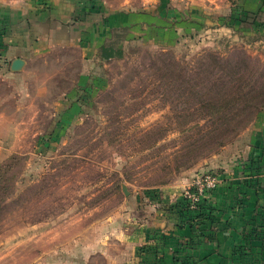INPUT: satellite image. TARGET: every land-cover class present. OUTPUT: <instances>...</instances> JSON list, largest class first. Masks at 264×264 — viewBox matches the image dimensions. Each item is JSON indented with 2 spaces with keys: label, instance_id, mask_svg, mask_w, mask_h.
Masks as SVG:
<instances>
[{
  "label": "rangeland",
  "instance_id": "374dc122",
  "mask_svg": "<svg viewBox=\"0 0 264 264\" xmlns=\"http://www.w3.org/2000/svg\"><path fill=\"white\" fill-rule=\"evenodd\" d=\"M102 2L175 30L88 56L76 32L0 75V264L114 256L154 195L243 158L264 109V15L242 0Z\"/></svg>",
  "mask_w": 264,
  "mask_h": 264
},
{
  "label": "crops",
  "instance_id": "0c3cea01",
  "mask_svg": "<svg viewBox=\"0 0 264 264\" xmlns=\"http://www.w3.org/2000/svg\"><path fill=\"white\" fill-rule=\"evenodd\" d=\"M104 3L0 0V75L20 73L11 68L14 59L32 49L46 50L54 40L72 39L76 32L88 56L95 42L100 48L116 34L128 40L140 32L171 35L175 30L168 21L171 12L109 9ZM241 5L246 13L264 15V0ZM242 138L246 154L227 164L220 186L205 197L204 215L193 221L183 217L176 204L185 187L172 185L152 197L144 222L133 215L136 226L122 230L114 256L106 253L88 264H264V109Z\"/></svg>",
  "mask_w": 264,
  "mask_h": 264
},
{
  "label": "built area",
  "instance_id": "2783aa9c",
  "mask_svg": "<svg viewBox=\"0 0 264 264\" xmlns=\"http://www.w3.org/2000/svg\"><path fill=\"white\" fill-rule=\"evenodd\" d=\"M221 182L220 174L211 171L199 172L184 190L182 196L191 210H197L205 203V197L216 190Z\"/></svg>",
  "mask_w": 264,
  "mask_h": 264
},
{
  "label": "trees",
  "instance_id": "16d2710c",
  "mask_svg": "<svg viewBox=\"0 0 264 264\" xmlns=\"http://www.w3.org/2000/svg\"><path fill=\"white\" fill-rule=\"evenodd\" d=\"M176 206H179V210L181 212V215H183V217H187L189 220H192L194 218H198L201 217L202 215H204V210L205 209V203L197 210H191L189 208V206L187 205L186 200L184 199V197L182 196L181 201H178V204H176ZM203 211V212H202Z\"/></svg>",
  "mask_w": 264,
  "mask_h": 264
},
{
  "label": "water",
  "instance_id": "95a60500",
  "mask_svg": "<svg viewBox=\"0 0 264 264\" xmlns=\"http://www.w3.org/2000/svg\"><path fill=\"white\" fill-rule=\"evenodd\" d=\"M24 65H25V60L24 59L16 58L12 62L11 68H12L13 71H21L23 69Z\"/></svg>",
  "mask_w": 264,
  "mask_h": 264
}]
</instances>
